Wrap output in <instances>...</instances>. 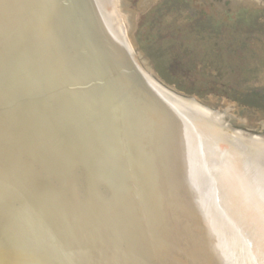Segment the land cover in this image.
<instances>
[{
	"label": "water",
	"instance_id": "water-1",
	"mask_svg": "<svg viewBox=\"0 0 264 264\" xmlns=\"http://www.w3.org/2000/svg\"><path fill=\"white\" fill-rule=\"evenodd\" d=\"M88 5V0H0V33L9 35L5 42L13 47L8 60L0 61V264H41L47 257L44 232L21 216L23 197L29 203L24 214L32 215L31 209L45 223L62 216V228L69 211L71 217L82 210L92 216L102 208L98 221L89 223L103 229L107 222V235L112 234L101 254L112 264H227L219 252L231 249L227 240L197 210L211 185L199 183L198 143L182 128L189 122L173 120L175 147L168 157L144 142L154 110L139 84L114 77L116 68L92 48L93 30L83 31L85 22L77 19ZM206 124L218 139L204 142L228 161L224 170L245 154L257 155L261 170L255 180L264 190V131ZM164 156L179 170L180 191ZM238 180L246 186L242 176ZM54 194L68 205L60 207ZM75 196L81 202L89 198L91 205L72 204ZM71 226L64 228L65 236L74 249L82 248ZM210 242L215 250L209 255L204 248Z\"/></svg>",
	"mask_w": 264,
	"mask_h": 264
},
{
	"label": "bare ground",
	"instance_id": "bare-ground-1",
	"mask_svg": "<svg viewBox=\"0 0 264 264\" xmlns=\"http://www.w3.org/2000/svg\"><path fill=\"white\" fill-rule=\"evenodd\" d=\"M88 2L87 7L89 10L84 9L77 19L79 22L84 20L86 27L82 28L83 31L86 30L87 32V28L93 30L90 32L88 29L92 48L94 49V46L99 48L111 65L116 68L117 73L113 75L114 77L123 78L124 81L129 79L135 83L137 82L139 88L143 89L142 91L147 96L145 97L146 101L150 102L151 105H149L154 110L151 112L152 117L149 120L151 130L144 134L146 135L144 142L152 143L159 155L163 156V152H165L166 157H168L169 152L175 147V140L170 136L172 134L171 127L174 128L176 125L173 120L176 117L181 119L182 122H189L187 126L182 123L185 126V128H182L183 130L186 129L192 140L198 143L197 152L194 153L199 161L196 168H199L200 172L203 171L199 183L204 188L208 184L211 185L205 194L200 195L204 197V200L201 202L202 205L197 206L202 222H205L215 234L227 240L231 249L219 251L224 260L233 263L234 259L237 262L236 264H264V190L255 180L257 169L261 170L257 155L249 154L250 156H247L245 154L238 164H232L233 168L224 170L225 161H228L221 157L222 154L217 153L215 146L210 147L209 143L207 145L204 141L213 144L218 139L208 130L206 123L212 122L224 127L232 126L230 122L226 121L225 114L223 118L219 114L220 112L210 111V108L201 105L193 98L183 99L166 88L164 90V87L155 78L152 79L151 75L146 73L139 60H137L138 57L134 51L135 46L129 36L130 23L129 20L127 21L128 17L123 15L124 10L122 9L121 0H88ZM6 38H9V35H1L0 33V61L10 57V53L13 51V47L8 46L9 40L5 42ZM17 43L19 41L15 43L18 47ZM99 50L96 49V51ZM30 75L28 76L30 77ZM6 94L9 96L10 93ZM223 148L221 147V150ZM164 162L167 164L166 167L164 163L166 167L164 168L170 173L169 178H171L175 188L179 190L181 188L178 179V176H180L179 170L173 164L169 167V162L165 160V156ZM219 162L223 164L221 165ZM239 176L247 181L246 186L238 180ZM82 191H80L81 194L85 196ZM54 195L53 200H57V195ZM71 199L72 204L78 202L79 204L91 205L89 198L84 202H81L78 196ZM185 199L191 201L194 205L193 200ZM63 203L68 205V200L60 201V204ZM60 204L59 206L63 207ZM23 205L24 209H21V211L24 210L21 215L22 218L24 215L28 224L32 221L36 222L37 226L35 228H39V230H42L41 232H44V246L47 257L42 256L41 264H81V262L86 263V261L91 260L94 264H97V260L99 264H112L101 254L106 245L104 240L112 234L107 235L109 233L106 229L107 222L103 221V229L95 224L91 226L89 223L91 220L98 221V213L101 212L102 208L95 211L92 216L83 215L82 210L81 215L73 211L71 217L69 211L65 215L68 224H64L62 228L60 224L62 216H57L55 221L49 223L42 220L37 221L38 213L33 212L31 209L32 215L24 214L29 211V203L24 197ZM84 216H87V220ZM81 219L84 221H81L79 225ZM68 225L73 228L71 230L75 234H78L76 237L82 248L75 245L76 249H74L73 241L65 236L67 231L64 228H67ZM79 226L81 229H78ZM59 233L62 239L57 238L58 244H54L57 243L55 240ZM118 238L122 239L121 233ZM79 239L84 242L81 243ZM213 245L210 242L204 248L209 255L211 250H215ZM218 256L220 257V255ZM127 258L128 255H125L124 261L122 259L121 261L124 263ZM115 259L120 260V258ZM230 262L227 264H230Z\"/></svg>",
	"mask_w": 264,
	"mask_h": 264
},
{
	"label": "rangeland",
	"instance_id": "rangeland-1",
	"mask_svg": "<svg viewBox=\"0 0 264 264\" xmlns=\"http://www.w3.org/2000/svg\"><path fill=\"white\" fill-rule=\"evenodd\" d=\"M121 1L152 79L237 128L264 131V0Z\"/></svg>",
	"mask_w": 264,
	"mask_h": 264
}]
</instances>
